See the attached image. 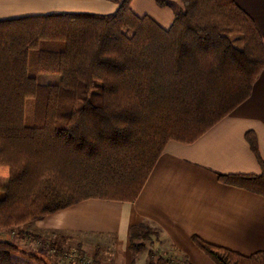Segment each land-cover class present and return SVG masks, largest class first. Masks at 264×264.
<instances>
[{"label": "trees", "instance_id": "1", "mask_svg": "<svg viewBox=\"0 0 264 264\" xmlns=\"http://www.w3.org/2000/svg\"><path fill=\"white\" fill-rule=\"evenodd\" d=\"M108 1L118 8L107 15L0 20V232L89 199L134 202L166 144L192 145L249 98L264 69L263 38L233 0H179L168 29L135 15L133 0ZM49 40L63 49L40 47ZM32 53L35 74L57 75L56 83L29 75ZM97 83L100 105L89 101ZM245 140L260 174L217 179L264 197L257 139ZM155 230L132 225L131 250ZM192 241L215 264H264V252ZM17 255L44 264L0 239V264Z\"/></svg>", "mask_w": 264, "mask_h": 264}, {"label": "crops", "instance_id": "2", "mask_svg": "<svg viewBox=\"0 0 264 264\" xmlns=\"http://www.w3.org/2000/svg\"><path fill=\"white\" fill-rule=\"evenodd\" d=\"M233 1L254 21L264 49V0ZM179 7V0L131 3L135 15L148 16L163 29L171 26ZM117 8L108 0H0V20L59 13L107 15ZM248 132L255 134L264 164V69L249 98L192 145L166 144L134 202L85 200L27 224L33 232L25 235L36 239L49 233L57 240L62 238L58 234L113 238L124 254V264H133L130 229L141 223L162 234L176 264H215L195 246V236L242 256L264 252V197L217 179V174H260V164L245 140Z\"/></svg>", "mask_w": 264, "mask_h": 264}, {"label": "rangeland", "instance_id": "3", "mask_svg": "<svg viewBox=\"0 0 264 264\" xmlns=\"http://www.w3.org/2000/svg\"><path fill=\"white\" fill-rule=\"evenodd\" d=\"M40 47L49 49V51H59L63 49V44L50 42L49 40L42 42ZM34 60V53H32L30 64L28 65L29 75L35 76L39 84H49L55 79L59 80L57 75L35 74ZM89 101L94 105H100L102 101L100 83L96 84ZM32 104V100L27 101L25 116L27 126L34 124V116L31 111ZM2 182L7 184L6 178L0 177V185ZM2 196L3 194L0 191V198ZM25 226L27 225L4 231L5 233L0 234V239L10 241L20 250L36 255L44 261V264H124V254L113 238L106 239L105 236L92 234H70L71 236L69 237H63L67 234H58L62 238L60 237L57 240L54 236L52 237L49 233H46L41 237L37 235L39 238L35 239L28 238L25 235L27 231L31 230L30 232H33L31 228L29 229ZM150 227L152 231L154 227ZM9 232L10 234H8ZM161 235L155 230V233L148 234L147 239L135 242V248L132 249L133 264H176L173 249L169 247L167 241ZM25 260L33 264H39L18 255L15 257L14 262L21 264Z\"/></svg>", "mask_w": 264, "mask_h": 264}]
</instances>
